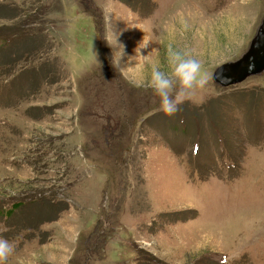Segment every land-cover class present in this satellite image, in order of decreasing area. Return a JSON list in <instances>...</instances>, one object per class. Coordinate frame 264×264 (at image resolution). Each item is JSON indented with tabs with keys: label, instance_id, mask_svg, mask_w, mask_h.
<instances>
[{
	"label": "rangeland",
	"instance_id": "374dc122",
	"mask_svg": "<svg viewBox=\"0 0 264 264\" xmlns=\"http://www.w3.org/2000/svg\"><path fill=\"white\" fill-rule=\"evenodd\" d=\"M263 16L264 0H0L8 264H264V69L213 77ZM169 45L210 75L173 116L139 86Z\"/></svg>",
	"mask_w": 264,
	"mask_h": 264
},
{
	"label": "clouds",
	"instance_id": "9594fccd",
	"mask_svg": "<svg viewBox=\"0 0 264 264\" xmlns=\"http://www.w3.org/2000/svg\"><path fill=\"white\" fill-rule=\"evenodd\" d=\"M148 42H144L143 47ZM210 80L203 63L189 51L169 45L165 53V65H153L147 78L139 85L150 91L158 102V110L173 116L197 88H203ZM15 253L14 242L0 237V264H8Z\"/></svg>",
	"mask_w": 264,
	"mask_h": 264
},
{
	"label": "water",
	"instance_id": "95a60500",
	"mask_svg": "<svg viewBox=\"0 0 264 264\" xmlns=\"http://www.w3.org/2000/svg\"><path fill=\"white\" fill-rule=\"evenodd\" d=\"M264 69V16L248 48L235 60L219 64L213 77L221 84H229Z\"/></svg>",
	"mask_w": 264,
	"mask_h": 264
}]
</instances>
